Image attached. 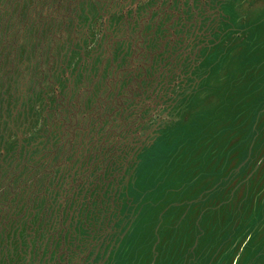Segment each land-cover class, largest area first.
<instances>
[{"label": "rangeland", "instance_id": "374dc122", "mask_svg": "<svg viewBox=\"0 0 264 264\" xmlns=\"http://www.w3.org/2000/svg\"><path fill=\"white\" fill-rule=\"evenodd\" d=\"M0 264H264V0H0Z\"/></svg>", "mask_w": 264, "mask_h": 264}]
</instances>
